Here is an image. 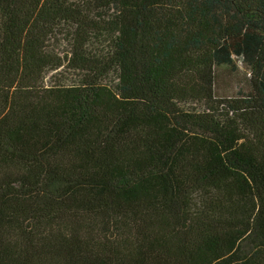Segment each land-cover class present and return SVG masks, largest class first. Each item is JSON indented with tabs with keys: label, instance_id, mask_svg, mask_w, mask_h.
I'll list each match as a JSON object with an SVG mask.
<instances>
[{
	"label": "trees",
	"instance_id": "obj_1",
	"mask_svg": "<svg viewBox=\"0 0 264 264\" xmlns=\"http://www.w3.org/2000/svg\"><path fill=\"white\" fill-rule=\"evenodd\" d=\"M0 264H264V0H0Z\"/></svg>",
	"mask_w": 264,
	"mask_h": 264
},
{
	"label": "rangeland",
	"instance_id": "obj_2",
	"mask_svg": "<svg viewBox=\"0 0 264 264\" xmlns=\"http://www.w3.org/2000/svg\"><path fill=\"white\" fill-rule=\"evenodd\" d=\"M60 53H65L68 50L67 45H62L59 48ZM65 65V64H64ZM63 70L68 69L62 67ZM65 75L66 81H71L72 79H75V74L72 71L68 72H62ZM55 72H49L46 77L47 83H52L55 81ZM247 85V75L244 68L239 69L238 71H231L228 68H221L219 71V75L215 82V93L218 94H237L241 87H246Z\"/></svg>",
	"mask_w": 264,
	"mask_h": 264
}]
</instances>
